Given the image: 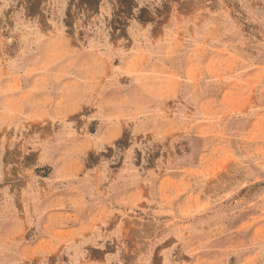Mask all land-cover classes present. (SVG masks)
<instances>
[{"label":"rangeland","instance_id":"374dc122","mask_svg":"<svg viewBox=\"0 0 264 264\" xmlns=\"http://www.w3.org/2000/svg\"><path fill=\"white\" fill-rule=\"evenodd\" d=\"M0 264H264V0H0Z\"/></svg>","mask_w":264,"mask_h":264}]
</instances>
